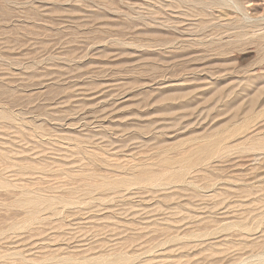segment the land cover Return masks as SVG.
Returning <instances> with one entry per match:
<instances>
[{
  "label": "rangeland",
  "instance_id": "374dc122",
  "mask_svg": "<svg viewBox=\"0 0 264 264\" xmlns=\"http://www.w3.org/2000/svg\"><path fill=\"white\" fill-rule=\"evenodd\" d=\"M0 264H264V0H0Z\"/></svg>",
  "mask_w": 264,
  "mask_h": 264
},
{
  "label": "bare ground",
  "instance_id": "6f19581e",
  "mask_svg": "<svg viewBox=\"0 0 264 264\" xmlns=\"http://www.w3.org/2000/svg\"><path fill=\"white\" fill-rule=\"evenodd\" d=\"M252 72V71H251ZM253 77V76H252ZM256 88V87H255ZM254 90V89H253ZM256 94V93H255ZM248 119V118H247ZM254 123V122H253ZM242 130V129H241ZM244 130V129H243ZM247 131V130H246ZM245 132V131H244Z\"/></svg>",
  "mask_w": 264,
  "mask_h": 264
}]
</instances>
